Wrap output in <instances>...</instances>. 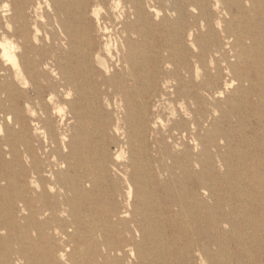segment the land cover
Returning a JSON list of instances; mask_svg holds the SVG:
<instances>
[{
	"label": "rangeland",
	"instance_id": "obj_1",
	"mask_svg": "<svg viewBox=\"0 0 264 264\" xmlns=\"http://www.w3.org/2000/svg\"><path fill=\"white\" fill-rule=\"evenodd\" d=\"M66 1L0 0V26L7 27L8 18L14 16L13 12L19 5H24L27 21L32 26L29 39L30 42L34 41V46L30 45L23 54L24 64L28 66L32 60L41 61L42 64L37 69L47 71L51 80H54L55 101L64 112L65 118L63 121L57 118L53 127L50 130L47 128L44 136L36 134V121L30 120L26 127L28 131L23 135L33 139L35 145L41 144L43 149L39 150L38 154L42 158V152L50 147L52 133L58 137L65 135L66 143L70 145L65 151L53 153L50 159L64 160L66 155L68 169L62 168L65 173H58V176L64 179L76 176L79 167L91 165L98 178V188L92 194L95 201L90 205L76 199L78 207L82 209L76 216L77 220H80L78 228L71 222L70 212L65 211L71 210L75 202L72 200L71 191H62L63 194L58 197H47L56 207L57 218L50 214L37 215L30 219L34 222H28L29 212L20 211V203H14L13 200L15 195H26L25 182L29 184L31 195L35 194V190L32 191L34 186H30L31 178L25 180L22 176L28 167L22 154L23 146L14 140L16 135L23 132L13 127L11 122L4 123V129L0 130V228H7L6 225L9 226L12 222V230H0V264L5 260L14 263L12 251L20 248L18 242L23 243L27 256L20 264H100L99 257H95L92 249L98 246L99 241L95 242L91 235L95 236V240H100L98 234L102 227L114 226L112 228L118 229V225H113L103 213L112 211L129 218V213L145 209L144 201L147 198L150 211L156 215L153 207L158 210L163 206L165 195L163 196L161 187L164 177L158 176L152 180L150 170L144 168L146 161L141 157H135V162L143 168V173L133 174L134 170L129 163L131 152L127 142L131 138L137 140L139 134L134 130L135 125H132L139 121L137 112L154 89L160 97L157 110L150 109V119L157 121L159 116L167 120L175 114L177 120L185 123L188 119L187 112L193 110L191 100L188 102V97L182 95L186 89L185 82H176L170 67L158 59V53L162 55L163 61V45L173 46V58L190 64L193 70V53L205 48L201 62L204 67L214 65L217 61L225 66L221 52H215L213 55L207 48L208 39L213 37L214 44L220 45L227 55L235 54L230 60L234 62V70L237 73H249L255 77L254 91L250 88L240 91L237 88L240 83L238 80L227 88L225 79L228 80L231 74L224 68L223 94L217 97L219 110L218 113L213 111L216 114V123L211 126L210 114L202 123L204 130L200 135L206 143L208 133L215 127L211 134L218 133V156L214 163L208 164L204 161L194 165L189 158H198L200 147L190 136L186 139L188 172L182 181H173L175 191L185 189L182 214L176 217L173 223V230L175 233L179 232L176 236L179 235L183 241L178 240L175 254L167 253L169 249L166 251V247L170 244L165 239V231L168 225L156 217L155 222L151 223L154 235L159 240L155 246L154 264H189L188 256L185 260L183 251L189 246L197 245L196 239L202 244L205 263L198 258L196 252H191L189 257L195 255V264H237L238 260L240 264H264V163L261 161L260 170L256 171L258 162L254 164L250 161L253 160L255 149L248 142H244L249 136V128L245 124L249 99L256 98L255 92L260 93L264 81V0L261 9L251 12H246V7L254 4V1H259L239 0L240 3L245 2V9L240 8L242 22L232 21V14L238 13L237 0H226V4L222 1L215 3L213 0L209 3L184 0L192 3H188L182 10L181 18H178V13L174 10L168 13L169 0H144L148 8V14L145 16L147 24L142 23V20L137 22L133 19L134 16L130 12L134 9L129 0H118V8L115 7L116 0H83L82 8L77 10V21L71 22V25L80 28L81 32L71 42L65 37H58L54 10L58 2ZM5 4L9 9L7 12L3 7ZM203 6L208 7V14H203ZM82 11L85 12V18ZM61 17L66 20V15L61 14ZM247 18H252V23L249 24ZM35 20H38V25L34 24ZM13 26L19 27V23L14 21V24L11 23L12 28ZM84 26L89 29H83ZM236 28L242 29L240 33H245L249 38L245 39V44L236 46L233 52L226 44L225 36L235 33ZM189 31L192 32L191 36ZM138 32H143L142 36ZM12 39L16 40V37L13 36ZM253 39L255 42L251 45ZM244 46L246 55L241 52V47ZM55 53L60 56L62 72L67 75L68 71L70 80L64 81L59 75H55V72L60 70L56 69L53 62L55 56H52L53 59L50 57ZM246 56H249V63L245 60ZM125 58L130 63L128 66L124 62ZM201 64L199 72L203 73ZM53 69L55 72H52ZM0 74H3V71ZM131 74L137 75L138 78L134 80ZM31 75L26 74L29 81L27 85L15 80L7 79L6 82L3 76L0 80L1 84L6 85L0 88V102L10 96L11 100L18 101L21 114L26 116H30L32 107L37 112L40 110V105L34 106L28 101L29 97H34V92L30 91L29 95L23 92L25 86L30 87L32 84ZM252 76L250 78H253ZM197 80L200 81L201 76L197 79L193 75L189 86L191 90ZM243 84L247 85V82ZM51 89L48 86L43 87L46 100L53 95ZM107 89L108 96L104 93ZM205 98L207 102L213 100L208 94H205ZM9 103L4 102V107L9 106ZM72 110L81 112L78 118H72ZM258 112L261 115L262 110L259 109ZM251 141L254 143L252 137ZM75 142L81 143V148L78 147L82 149L81 157L77 159L80 165L76 170V161L69 156ZM138 144L140 141L136 142V147ZM239 153L245 157L241 159L242 168L236 172L235 155ZM261 157L259 154V158ZM200 158L203 162L204 157ZM222 158L232 164L231 167H226ZM100 162L106 166L104 173L99 170ZM47 175L44 174L45 177ZM36 183L39 191L41 187L46 186L48 193L53 194L51 186L44 178ZM66 186V189H69L70 184ZM37 194L33 197H37ZM37 202L36 200L35 203ZM173 203V210L176 212L178 207L175 201ZM6 216L13 217V220L3 221ZM108 235H114V232L109 231ZM236 235L240 238L239 242L234 239ZM243 246L245 249L248 247L250 253L245 255L243 252L236 257V251ZM21 251L23 252L22 249ZM139 251L145 254L148 251L147 246L141 245ZM133 263L140 264L138 257L126 260V264Z\"/></svg>",
	"mask_w": 264,
	"mask_h": 264
},
{
	"label": "bare ground",
	"instance_id": "obj_2",
	"mask_svg": "<svg viewBox=\"0 0 264 264\" xmlns=\"http://www.w3.org/2000/svg\"><path fill=\"white\" fill-rule=\"evenodd\" d=\"M129 1L132 5L131 7L134 9L130 12V14L134 16L133 19L137 22L142 20V23H146L147 20L145 16L148 14V8L146 7L144 0ZM169 1L170 3H168L167 6L168 13L171 10H174L176 13H178V18H181V14L183 15L182 10L185 9V6L188 5V3H192L186 2L184 0ZM196 1H202V3L210 2V0ZM213 1H215V3H221L222 1L224 4H226V0ZM238 1L239 0H237L238 13L232 14L233 22L235 20L242 22V18L240 16V8L245 9V2L240 3ZM257 1H259V3L254 1V4H249L250 6L246 7V12H251L259 8L261 9V7L263 6V0ZM83 2V0H67L66 2H58V4L55 5L54 10L56 11V21L58 23L57 31L59 38L65 37L69 42H71L74 38H76V35L81 32L80 28L73 27L71 25V22L77 21V14L78 11L82 8ZM119 6L120 4L116 3L115 7L118 8ZM204 7L205 6H203L202 8ZM225 7L228 6L225 5ZM4 9V11L6 12L9 10L8 7H4ZM202 12L203 14H208V7H205ZM61 14L66 15V22L62 19ZM13 15V17L8 18L7 27L0 26V72L3 71V74H0V80L2 79L1 76H3V79L6 82L8 79L11 81L15 80L27 85L29 84V81H27L26 74H32L31 76L34 78L30 76L32 79V84L30 85L31 88L25 86L26 89L24 88L23 92H25L27 95H29L30 91L34 92V97H29L28 101L31 102V104H33L34 106L40 105V110L38 112L34 109V107H32L30 116H26L24 114H21L18 101L15 102L13 99L11 100L10 96H6L4 100L0 102V107L2 108V110H0V130L4 129V123L11 122V124H13V127L15 126L18 131L23 132L21 133V135L19 134L14 137V140L19 145L23 146L22 154L25 156L28 166L27 170L25 169L26 171L23 172L22 176L25 180L29 177L31 178L30 186H34V189L32 191L35 190V194L38 193L37 197H33L35 196V194L31 195L32 192L30 191L31 189L29 190V184L25 182L24 191L26 192V195H15L13 200L14 203H20V205H18L20 211L27 210L29 212L27 217L29 219H27V221L34 222L30 219H33L37 215L48 216L50 214V216L57 218L58 215L56 207L55 205L51 204L52 202H49L47 197L51 196L54 198L58 197L59 194H63L62 191H65L64 193H66L67 191H71L73 194L72 200H74L75 202L71 210L65 209V211L70 212L72 216L71 222L74 223L78 228L80 227L78 223L80 222V220H77L76 216L78 211L80 210V213L82 209L78 207L77 200L79 202L89 203L90 205L95 201L92 194L93 191L97 190L98 188V178H96L97 174L91 167V165L79 167L80 163L77 162V159L81 157L80 152L82 153V149H79L81 143L75 142V146L72 147L69 156H71L76 161L74 170L79 167L77 174L71 179H64L59 177L58 173H65V170H62V168H67V157L65 155L64 160L62 158H60L59 160H56L55 158L51 160L50 157L53 153L65 151L66 147L70 145V143H66V136L62 135L61 137H58L57 135L52 133V137L50 139V147L42 152V158L38 154V151L43 149L41 144L38 143L39 145H35L33 139L23 135L28 131V129L26 128L28 125V121L33 120L36 121L34 128L36 134L38 136H44L47 133V128L50 130L57 118H59V120L61 119V121L64 120L65 114L64 112H62V109L59 108L57 102L55 101L56 89L55 86L53 87L54 80H51L47 71L37 69V67L42 64L41 61L38 60L35 62L32 60V62L29 63L28 66H25L24 64L23 54L27 51L30 45L34 46V41L30 42L29 39V31L32 26L30 22L27 21V12L24 9V5H19L15 9V12H13ZM82 15H85L84 11H82ZM251 19L252 18H247V22H249V24L252 23ZM14 21L19 23V27H11V23L14 24ZM34 24L38 25V20H35ZM82 28L89 29L88 26H84ZM36 30L38 31L39 29L36 28ZM241 31L242 29L240 30V28H236L235 33H228V35L225 36L226 44L231 48L233 52L234 50H236V46L245 44V39L249 38L245 33H240ZM138 33L140 36H142L143 34V32ZM175 33L177 35L179 34L178 31H175ZM189 35H192L191 31H189ZM13 36L16 37V40L12 39ZM214 39V37L208 39V42L206 43V45L208 46L207 48L213 55L215 54V52H221L222 62L225 64V66H222V64L217 61V63H215L214 65L210 64L207 65V67H204L205 65H202L201 62L203 59V54L206 51L204 50L205 48H201L200 52L198 50L193 53V58H191L194 59L192 60L193 70L190 64H184V62L181 63L177 59L173 58V56L175 55V47L173 46L163 45L162 50L165 53L163 61L162 55L158 53V59L162 62V64L166 63L170 67V72L176 77V82H179V84L182 81L185 82L184 84L186 89L182 95H184V97H188V102L191 100L193 110L187 112L186 117H188V119L185 121V123H182L181 120H177L175 118V114L174 117L170 116L167 120H164L158 116L157 121H154L150 119V109H153L154 111L157 110V103L159 101L160 95H158V92H155L156 90L154 89L148 96V100L142 102L140 106L141 110L137 112L139 121L136 124L132 125H135L134 130L136 129L139 137L137 138V140L133 139L134 141L131 138L127 142L128 150L131 152L129 163L131 168L134 170L133 174H142L143 168H140L135 162V157H141L142 159L144 158L146 161L144 168L147 171L148 169L150 170V178L152 180L156 179L158 176L164 177V183L161 187L163 196L165 195L163 198V206H161L158 210L153 207L154 213L156 211L157 216L155 214L153 215V213L150 211L149 202L146 198L144 201L145 209H141L140 211L135 210L133 213H129V218H124L120 216L119 213L112 211H108V214L103 213V216H105L107 219H110L114 223L113 225H118V229L112 228L114 226L102 227L100 233L98 234L100 240H95V236L93 234L91 235L95 242L99 241L98 246H94L92 247V249L94 250L95 257H99L98 262L100 264H126V260H129V258L131 257H138V259L140 260V264H154L155 246L156 243L159 242V240L156 239L154 235V230L151 223L155 222L156 217L159 218L158 220L160 221L167 222L168 225V228H166L165 231V239H167V243L170 244V246L166 247V251L169 249L167 253L175 254V252L177 251V247L175 245L177 244L178 240L183 241L179 235L176 236V233L179 232L175 233V231L173 230V223L174 219L182 214V210L184 208L183 199H185L186 195L184 188L178 191L174 190L173 181H182L184 179V176L188 172L189 165L188 153L186 150V139L190 136L193 141L196 142V145L200 147L198 158H189V161L191 160L194 165L202 164L204 163V161L205 163L208 162V164H210L211 162L214 163L215 158L218 156L220 148L218 142L219 138L217 139L218 133L211 134V132L215 131V127L213 128V130H211V132L208 133V140H206V143L204 140H202L200 135L204 130L202 123L203 121L207 120V117H209L210 114L212 115L210 123L211 126L215 125L216 123V114L213 113V111L218 113L219 110L217 97H221L222 95L220 94H223L222 81L225 78V73L223 72L224 68L227 70L228 74H231V77L228 80L225 79V86H227V88L233 86L236 80L240 81L237 87L240 91L249 88L251 91H254L255 85H253L255 77H253L251 74L237 73L234 70V62H232L230 58L235 57V54H233L232 56L227 55L224 51L221 50L222 47L220 45H218L217 43L214 44ZM254 42L255 40L253 39L250 44L253 45ZM241 48V52L246 55V47L244 46ZM56 54L57 53L51 54L50 57L51 59H53L52 56H55L53 62L55 63L56 69L60 70L56 73L55 69H53L52 72H55L56 76L59 75V78L61 80H70L69 72L66 71L67 75L62 72L60 68L62 65L59 63L60 56ZM245 60L249 63V56H246ZM124 62L127 66L130 64L126 58L124 59ZM200 64L203 67V73L199 72ZM9 65H11V67H8ZM157 69H160L158 65ZM131 75L134 80L138 78L137 75ZM193 75H195L197 79L199 76H201V80H197L195 86L193 85L195 89L191 87L193 89L191 90L189 86L192 82ZM250 76H252L253 78H250ZM243 82H247V85L243 84ZM5 86L6 85L0 83V88ZM9 86L12 87V84L9 83ZM45 86L52 88L51 93L53 95L49 98V100H46L43 95L44 93L42 90ZM10 90H13V88H10ZM14 90L19 92V90L16 88H14ZM104 93H106V96H108V89ZM257 93L258 92H255V94L257 95L256 98H252L251 100L249 99V107L245 116L247 118L245 124L249 128V136L244 142H248V144H251L254 147L255 151L253 153L255 155L253 157V160L250 161L254 164L258 162V165H256V171H259V163H261V161H263L264 163V81L260 93ZM205 94L210 95L213 100L211 102H207ZM6 101L10 102L9 106H6L7 108L4 107V102ZM259 109L262 110L261 115L258 114ZM78 114H81V112H75L72 110V118H78ZM223 116H225V114H223ZM217 130L220 131L219 128ZM251 137L253 138L254 143H252ZM139 141L140 144H138L136 147V142ZM210 151H215V153L212 154ZM259 154L260 156H262V159L259 158ZM235 156L236 160L234 162V166H236V172H239L243 164L241 159H243L245 156L241 153L236 154ZM118 157H120V154L118 155ZM200 157H204L203 162L201 161ZM222 160L226 167L232 165L227 162L225 158H222ZM105 168L106 166L104 165V163L100 162L99 170L104 173ZM45 173L48 174L47 177L44 176ZM42 178H44L45 182H47L51 186V191L53 192L52 195L48 193V189L46 188V186L41 187V190L39 191V186L36 182L41 181ZM11 182H13V180H11ZM11 182L10 185H12ZM68 183L70 184V187L69 189H66V185ZM63 197H65V195H63ZM44 198H46V200L43 201ZM36 200L38 201L37 203H35ZM174 201L176 202L175 205L178 207L176 212H174L173 210ZM258 204L261 205L260 202H258ZM2 220L9 222L10 220H13V217L6 216ZM6 227L7 228H0V230L4 231V229H6L7 232H11L12 222L11 224H9V226L6 225ZM249 227L250 226H248V228ZM109 231H113L114 235L109 236ZM136 236H138V238H136ZM234 239L238 242L240 241L238 235H236ZM196 243L197 245L189 246L183 251V253L185 254V260L188 256L187 259L189 260V264H195L196 259L195 255L193 254L189 257V253L191 252H196L198 258L203 263H205L203 248L201 247L202 244L199 243V239H196ZM18 244L20 245V248L17 251H12V258L14 259V263H12L11 261L8 263L7 260H5L2 262V264H20L22 260H25L27 256L26 252L24 251L25 248L23 247V243L18 242ZM141 245L147 246L148 251L145 254H141L139 251V247ZM21 249L23 250V252L21 251ZM162 251L164 252V250ZM243 252L246 255L250 253V250L248 247L246 249L244 246L240 247L236 251L235 256L237 257L239 255H242ZM2 256L7 257L6 254H2ZM182 260L181 263L183 262ZM237 264H240L239 260L237 261Z\"/></svg>",
	"mask_w": 264,
	"mask_h": 264
},
{
	"label": "clouds",
	"instance_id": "obj_3",
	"mask_svg": "<svg viewBox=\"0 0 264 264\" xmlns=\"http://www.w3.org/2000/svg\"><path fill=\"white\" fill-rule=\"evenodd\" d=\"M116 2L118 3V0H116ZM4 7L7 8L8 7L7 4H5Z\"/></svg>",
	"mask_w": 264,
	"mask_h": 264
},
{
	"label": "snow or ice",
	"instance_id": "obj_4",
	"mask_svg": "<svg viewBox=\"0 0 264 264\" xmlns=\"http://www.w3.org/2000/svg\"><path fill=\"white\" fill-rule=\"evenodd\" d=\"M8 6V5H7Z\"/></svg>",
	"mask_w": 264,
	"mask_h": 264
}]
</instances>
